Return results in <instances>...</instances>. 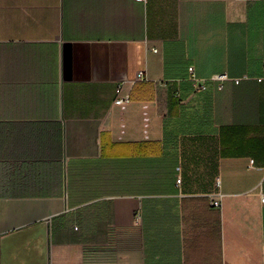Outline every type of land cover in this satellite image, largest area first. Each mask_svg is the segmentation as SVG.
<instances>
[{"label": "crops", "instance_id": "obj_1", "mask_svg": "<svg viewBox=\"0 0 264 264\" xmlns=\"http://www.w3.org/2000/svg\"><path fill=\"white\" fill-rule=\"evenodd\" d=\"M263 197L264 0H0V264H264Z\"/></svg>", "mask_w": 264, "mask_h": 264}, {"label": "built area", "instance_id": "obj_2", "mask_svg": "<svg viewBox=\"0 0 264 264\" xmlns=\"http://www.w3.org/2000/svg\"><path fill=\"white\" fill-rule=\"evenodd\" d=\"M136 1L145 3L147 0H136ZM138 79L139 80L143 79V72L139 73ZM188 79H189V81L191 82L192 86L194 87V89L196 91H206L208 89V83L209 82H218V84L221 85V83L226 81V80H233L234 83L238 84L242 80V79H237V78H230L225 73L216 74V75L212 76L209 80L200 79L197 76L196 71H195L193 66H190L188 68ZM121 90H122V86H119L116 89V95H117V97L115 99V104L116 105H122L124 103H128L129 102V97L128 96L122 97L120 95L121 94ZM178 182L180 183V179L178 180ZM261 200L264 201V197ZM211 205L213 207H217V208L221 207L222 202H221L220 197L218 199L212 200L211 201Z\"/></svg>", "mask_w": 264, "mask_h": 264}]
</instances>
